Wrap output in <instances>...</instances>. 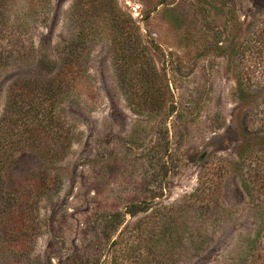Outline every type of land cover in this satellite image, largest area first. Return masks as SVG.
<instances>
[{
  "label": "rangeland",
  "instance_id": "obj_1",
  "mask_svg": "<svg viewBox=\"0 0 264 264\" xmlns=\"http://www.w3.org/2000/svg\"><path fill=\"white\" fill-rule=\"evenodd\" d=\"M75 1L0 0V119L9 89L70 58L74 73L56 106L66 155L17 153L4 175L7 190L37 189L23 215L0 208V264H264V190L251 203L240 188L249 140L225 53L262 0ZM111 11L144 47L132 71L117 62Z\"/></svg>",
  "mask_w": 264,
  "mask_h": 264
},
{
  "label": "trees",
  "instance_id": "obj_2",
  "mask_svg": "<svg viewBox=\"0 0 264 264\" xmlns=\"http://www.w3.org/2000/svg\"><path fill=\"white\" fill-rule=\"evenodd\" d=\"M96 1L99 0H76L73 7L76 10L86 4L93 7L96 6ZM258 9L259 11L252 15V22L243 20L239 23L237 40L233 39L236 41H231L225 49L227 70L234 71L233 93L243 109L239 123L249 140L239 150L240 162L237 169L240 188L251 203L254 201L256 189L264 190V143L257 147L258 150H253L252 147L257 145H253V139L264 140V9ZM110 14L111 27L116 32L115 56L120 68L127 72L133 68V61L141 58L140 51L144 50V47L141 46L137 29L130 19L119 20L114 11ZM79 34V31L74 30L72 40ZM59 69L55 76L46 81H22L19 86L24 89H9L6 96L0 119V208L8 217L23 215V206L34 197L37 189L34 188V192L31 190L32 186L36 185L34 178L31 182L28 179L30 183L27 189L22 183L9 190L4 187V175L15 155L32 151L43 160L57 161L66 155L72 145L68 131L64 130L60 123L56 107L60 96L66 94L65 89H68L74 78L72 58L62 61ZM138 69L137 73L142 74L143 70L141 72L140 68ZM255 121L260 129L250 127ZM150 206L151 202L130 206L125 213L134 216L138 212H146ZM185 206L194 211L195 203L191 202ZM177 207L172 209L176 211ZM158 208L161 210V207ZM197 208L199 211L203 209ZM166 227L171 229L169 239L174 244L183 239L176 235V227L173 224ZM261 231L264 233V227ZM190 240L193 242V238Z\"/></svg>",
  "mask_w": 264,
  "mask_h": 264
}]
</instances>
